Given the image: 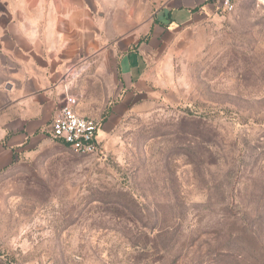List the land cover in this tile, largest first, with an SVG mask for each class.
Segmentation results:
<instances>
[{"label": "rangeland", "instance_id": "obj_1", "mask_svg": "<svg viewBox=\"0 0 264 264\" xmlns=\"http://www.w3.org/2000/svg\"><path fill=\"white\" fill-rule=\"evenodd\" d=\"M100 3L197 9L190 43L99 154L52 140L0 175V264H264V0Z\"/></svg>", "mask_w": 264, "mask_h": 264}, {"label": "crops", "instance_id": "obj_2", "mask_svg": "<svg viewBox=\"0 0 264 264\" xmlns=\"http://www.w3.org/2000/svg\"><path fill=\"white\" fill-rule=\"evenodd\" d=\"M18 2L0 4V175L52 141L66 87L100 133L148 102L158 79L172 76L197 14L139 5L126 12L102 0Z\"/></svg>", "mask_w": 264, "mask_h": 264}, {"label": "built area", "instance_id": "obj_3", "mask_svg": "<svg viewBox=\"0 0 264 264\" xmlns=\"http://www.w3.org/2000/svg\"><path fill=\"white\" fill-rule=\"evenodd\" d=\"M236 0H216L223 13L233 11ZM79 99L66 87L61 108L50 128L53 141L62 143L78 155H97L101 151L100 124L77 113Z\"/></svg>", "mask_w": 264, "mask_h": 264}, {"label": "trees", "instance_id": "obj_4", "mask_svg": "<svg viewBox=\"0 0 264 264\" xmlns=\"http://www.w3.org/2000/svg\"><path fill=\"white\" fill-rule=\"evenodd\" d=\"M214 3H216V0H212ZM217 5V4H216ZM64 145V144H63ZM65 146V145H64ZM66 148H68V147H66Z\"/></svg>", "mask_w": 264, "mask_h": 264}]
</instances>
